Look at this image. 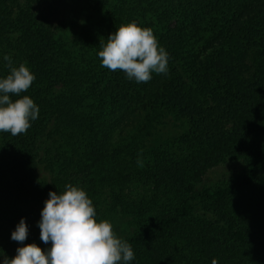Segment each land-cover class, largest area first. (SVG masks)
<instances>
[{"label": "trees", "instance_id": "16d2710c", "mask_svg": "<svg viewBox=\"0 0 264 264\" xmlns=\"http://www.w3.org/2000/svg\"><path fill=\"white\" fill-rule=\"evenodd\" d=\"M0 264H264V0H0Z\"/></svg>", "mask_w": 264, "mask_h": 264}, {"label": "rangeland", "instance_id": "374dc122", "mask_svg": "<svg viewBox=\"0 0 264 264\" xmlns=\"http://www.w3.org/2000/svg\"><path fill=\"white\" fill-rule=\"evenodd\" d=\"M155 135L151 140V147H172L174 150L177 149V141L183 133V129L180 126V123L175 122L172 119L165 120L164 124L159 126L154 132ZM245 169V166L242 163L229 162L226 165L218 167L212 170L205 178L202 186L203 187H216L222 185L227 181H230L232 178L240 175ZM39 176L41 179L50 181V174L44 169V167L39 168ZM144 195L142 189H137L134 192V195ZM132 222L124 220L119 224L118 234L113 240V244L110 247H104L98 250L101 255H108L112 253L118 245L125 240L126 238L132 236L136 227L131 224ZM25 227V223L20 224L19 228L22 230Z\"/></svg>", "mask_w": 264, "mask_h": 264}]
</instances>
